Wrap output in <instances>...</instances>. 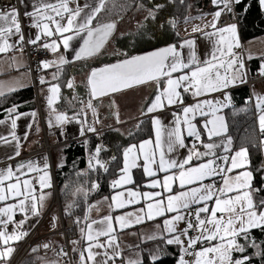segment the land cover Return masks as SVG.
<instances>
[{
	"label": "snow or ice",
	"instance_id": "obj_1",
	"mask_svg": "<svg viewBox=\"0 0 264 264\" xmlns=\"http://www.w3.org/2000/svg\"><path fill=\"white\" fill-rule=\"evenodd\" d=\"M73 3L75 0H56L55 3L35 0L32 11H27L25 5L23 16L30 18L29 28L37 29L35 37L29 35L27 40L22 31L19 9L15 6L0 9V53H22L25 43L36 45L42 37H46L49 40L40 46L58 54L57 61L63 65L71 61L59 52L60 45L67 52L70 41L79 37L82 43L78 49L73 50L72 60L87 59L99 54L115 28L114 23L93 25V20L104 7V0H99L87 12L84 9L89 8L88 4L81 6L76 3L75 7H71ZM239 3L240 0H212L218 10L212 13V21L204 25L212 31L203 32L200 26H193V32L201 31L206 37L216 38L210 58L206 56L200 60L194 50V41L188 39L181 43L179 50L174 45L160 47L144 55L126 56L115 64L91 70L87 77L91 97L87 109L94 116L97 105L92 100L140 85L155 86L154 98L146 99L142 115L173 110L172 119L166 126L160 116H151L154 138L149 137L141 140L138 145L129 144L123 148L120 174L110 181L111 188L120 190L110 198L109 214L99 220H91L85 224V228L80 229L81 238L87 243L79 250L76 247L72 249L73 252L78 251L77 264H116L118 258L121 264H143L139 253L136 259L123 257L116 231L117 227L123 230L146 220L158 221L155 231L146 239H159L165 246H177L175 264H264V240L258 242L253 235L256 229L264 233V197L257 199L254 196V193L264 191V188L253 187L251 171H235L244 169L248 149L241 146L233 150L232 138L223 136L227 131L223 117L217 115L221 108L231 104V95L227 90L237 83L245 82L243 60L233 51L234 47H240L237 25L232 23L218 27L222 12H232L233 4ZM258 3L261 11H264V0H258ZM162 8L163 5L157 3L154 8L145 9V19L155 20L157 11ZM169 23L175 27L173 21ZM13 36L16 39L10 42ZM52 37L58 39H50ZM185 46L190 49L187 59L182 53ZM57 61L45 60L41 64L47 68ZM13 63H16L15 58ZM259 74L264 76V63L261 64ZM66 83L67 87H73L72 80ZM15 90L14 86L7 88L9 93ZM49 91L56 94L59 86L53 85ZM213 93H220L222 99L209 98ZM4 95V85L0 83V97ZM187 97H191L192 102L186 103ZM53 98L49 97V106ZM255 99L261 133L259 143L264 148V96L257 95ZM17 107L13 105L5 109L9 114L6 119L11 120L12 129L17 127L19 116L26 115L17 112ZM30 115L35 117L36 113ZM198 117L201 119L198 120ZM55 119L58 125L72 120L81 123V135L84 134L83 125L87 121H80L79 114L69 117L65 113H58ZM4 123L5 120H0V124ZM87 131L96 132V129L89 125ZM9 134L15 142L14 155L8 156L12 160L14 156L20 155L21 145L15 132ZM0 143L7 144L10 141L0 136ZM102 150L101 145L96 146L89 159V169L95 171L98 167L108 171L106 162L98 158ZM181 150L184 152L181 153ZM111 159L116 160V157L112 156ZM48 169L46 158L42 168L31 160L0 168V202H4L0 206V264H9L15 251L13 244L28 234L22 226L30 216H39L44 208L46 195L42 192L36 195L29 174H36L41 189L50 188ZM133 169H142L143 176L148 178L144 184L148 190L125 187L134 183ZM97 188L98 184L92 182L91 189ZM77 193L87 197L83 188H78L74 195ZM103 199L109 200L107 196ZM98 204L86 205L85 221H89V213L93 208L99 211ZM129 205L140 207L112 215L113 211ZM72 207V204L67 205L65 212L69 213ZM17 212L23 216L18 221L14 219ZM79 222L80 218L77 217L76 223ZM9 224L12 225L10 232ZM97 224L99 227L94 229L93 225ZM100 237L105 240L101 242ZM71 243L75 246L80 241L72 240ZM43 247L47 249L49 245L44 244ZM249 248L252 249L251 253L248 252ZM32 251L37 249L33 248ZM162 252L159 246L155 252H150L153 264L162 258ZM58 255L66 256L67 253L61 249Z\"/></svg>",
	"mask_w": 264,
	"mask_h": 264
},
{
	"label": "crops",
	"instance_id": "obj_2",
	"mask_svg": "<svg viewBox=\"0 0 264 264\" xmlns=\"http://www.w3.org/2000/svg\"><path fill=\"white\" fill-rule=\"evenodd\" d=\"M105 1L106 0H104V4ZM33 2H35V0H24V3H21V0H18L21 17H22V23H23L22 31L25 36V40H27L29 35H31L32 38H34L37 31V29L35 28H29L28 25L30 23V18H25L23 16L24 11L26 10L25 5H27V11H32ZM49 2L55 3L56 0H49ZM98 2L99 0H75V3L71 4L70 6L75 7L76 3H78L81 6H83L84 4H88L89 8L84 9V11L87 12L90 10L91 7H95V5ZM211 8L213 9L206 13H214L215 11H217L216 8L212 6ZM200 15L201 14H196L194 16L187 18V22L186 20H184L183 22L179 23L177 30L181 39L169 45H174L179 50L180 45L183 41L192 39L194 41V50L197 57L200 60H203L206 56L210 58V53L213 48L214 40L216 38L215 37L209 38L203 34V32L212 31L211 28L204 27L205 24L210 23L212 20L202 19ZM101 24H105V23H101ZM194 25L200 26L203 29V32L201 31L193 32L192 28ZM115 31H117V29L114 28L109 39H111ZM237 34H238L240 47H234L233 51L243 60L245 66L243 69L245 73L244 79L246 80V77H252L253 75L260 72V71H255L253 74H249L248 62L250 60L264 57V36H259L256 38L243 41L241 40L238 27H237ZM65 35H69V33H65ZM15 39L16 37L14 36L11 37L10 42L14 41ZM50 39H58V38L52 37ZM109 39L107 40V42L109 41ZM48 40L49 38L42 37L41 41L39 42L44 43ZM81 43L82 40L79 37H74V39L70 41V48L67 52H64L63 45L62 44L60 45L59 52L64 54L71 61L63 65H60L57 61L58 54H54L48 50L51 53V58L49 61H57V63H53L47 68H44L41 65L44 75L43 78L44 82L40 87L41 89L40 93H38L39 107L35 99L21 104L20 106L23 108V110L17 112L24 113L26 115L19 116V118L17 119V127L15 129L11 128V120L6 119L7 116L0 119V120H5L4 124H0V136H5L10 141V143L7 144L0 143V168H3L9 164L15 166V164L19 162L28 161V160L33 161L35 164H37L42 168L46 158L47 163L49 164L48 171L51 177V187L50 188L46 187L44 189H41L36 174L35 173L29 174V177L32 178V182L35 185L36 195L39 196L42 192L46 195V200H45L44 208L40 211V215L30 216L28 221H26V223L22 226L23 230H26L28 234L24 236L21 240L13 244L15 251L12 253L10 257L9 264L19 252L25 240L28 237H30L32 233H34L32 237V241L34 242L37 240L38 241L31 247L29 252H27L23 256L20 263L23 262V264H52V262H55V264H66L64 261V256L57 254L58 251L64 248V239L63 236L58 233L61 225L60 214L62 213H61L60 204L58 207L57 204H55L54 202V186H53L55 182L54 170L60 168L64 164V157L61 152L63 146L72 143L74 141L85 140L89 136H95L98 138L101 135H103L102 133L124 134L125 130L122 128L125 126L127 127L130 123H133L134 127L129 132H131L133 129H137L138 125L144 124L150 128L149 129L150 136L144 139H148L149 137L154 138V133L152 131V125L150 119L151 116L153 115L160 116L162 118V123L165 126L168 125L172 119L171 111L173 109H167L165 111L157 112V113H148L146 115L141 114L142 109L145 108L146 99L150 100L151 98H154V94H155L154 85L134 86L132 88L122 89L119 92L109 93L108 95L98 97L92 100V103L94 105H97L96 114L94 116L92 111L87 109V104L91 98L90 91L87 85V77L90 75L91 70L93 68H101L108 64H115L119 60L124 59L126 57L105 62L106 60L104 54L105 53L110 54L114 52L111 45H109L110 43L108 44L105 43L106 46L104 45V47L101 49L99 54L87 59L72 60V57L74 55L73 50L78 49ZM25 44L22 53L20 51H9L6 54L0 53V83H3L4 85L5 95L31 88V76L27 69ZM169 45L163 47H167ZM189 51L190 49L188 48V46H185L182 49V53L185 59H187ZM145 53L138 55H144ZM13 58H15L16 63H13ZM65 67H68V78L66 82L68 80H72L73 81L72 88L67 87L66 82L61 83L57 81L58 76L61 72L60 70ZM243 84L244 83H237L236 85L230 87L227 90L231 95V104L228 105L227 107L221 108L220 111L217 113V115L223 117V123L227 129V131L223 133L224 137H227L229 132V121L227 119L228 116L226 110L229 107H231V105H233V103L235 102L232 93L235 90L244 87ZM53 85L59 86V92L56 94H53L52 92L49 91L50 87ZM9 86H14L16 90L9 93L7 91V88ZM248 92H249V96H251L252 98L255 110H257L255 107L256 105L255 96L257 95L264 96V81L252 84ZM49 97H54L51 106L48 105ZM212 97L222 99L220 93H213L209 96V98ZM188 102H192L191 97L186 98V103ZM53 109H55V111H53ZM81 109H83V111H81ZM32 112L36 113L35 117L30 115V113ZM39 112L43 116V125L47 133L48 141L54 147L50 153V156L46 155L45 153L38 152V142L42 134ZM58 113H65L69 117H73L74 115L79 114L80 121L82 122L87 121V123L83 125L84 134L81 135V126H82L81 123H77L75 120H72L71 122L68 123H64L62 125H58L55 119ZM197 119L200 120L201 118L198 117ZM96 120H99V123H96ZM49 122H51L52 125L51 128L49 127ZM89 125L95 127L96 132H88L87 127ZM258 125H259V121H258ZM10 132H15V135L19 138V143L21 145L20 155L14 156V159L12 160H9L8 156L14 155L15 142L12 141V137L9 134ZM140 141L132 142L129 144L138 145ZM257 142H258V134H257ZM237 149H239V147H235L233 144V150H237ZM183 152L184 150H181V153ZM262 156H263L262 163L264 166L263 148H262ZM122 160H123V156L121 155L120 168L122 167ZM249 164L250 162L248 157L244 169H237L235 171L249 170L252 172L253 180H254V173L250 169ZM119 169L117 175L113 179L118 178L120 174ZM132 171H133L134 183L130 185H126L125 187L132 188L133 190L139 188L140 191L148 190L144 187V184L146 183L148 178L143 176L142 169H133ZM252 185H253V181H252ZM119 190L120 189L110 188V194L108 196L109 200L105 201L103 199L99 202L98 204L99 211H97L95 208H93L90 211L89 213L90 219L89 221H87V223L93 219L99 220L102 216L109 214L108 205L110 198L116 191ZM8 202H12V201H8ZM3 203L4 202H0V206H3ZM138 207H140V205H129L124 209L113 211L112 215L115 216L117 214H122L123 212L126 211H134ZM54 217L55 220L53 219ZM22 218H23L22 214L18 212L14 216V219L17 221ZM157 222H158L157 220H153V221L146 220L141 224L133 225L132 227L125 228L123 230H120L117 227L116 235L118 236V243L120 245V248L122 250V255L124 258L136 259L137 253H139V258L141 260H143V258L145 257L149 261H151L150 252H155L158 246L161 249L163 247L166 248L171 247L173 249L178 250L177 246L175 245L165 246L163 242L159 239L157 240L146 239L148 235L152 234L155 231V224ZM98 227H99L98 224L93 225L94 229ZM181 227H183L182 224ZM11 230H12V225L9 224L8 231L10 232ZM99 240L103 242L105 238L100 237ZM86 243H87L86 240L83 239L82 248L86 246ZM44 244H48L49 247L45 249L43 247ZM33 248H36L37 251L33 252L32 251ZM94 251H102V250L94 249ZM77 262L78 260L76 261V264ZM116 264H121L120 258L117 259Z\"/></svg>",
	"mask_w": 264,
	"mask_h": 264
},
{
	"label": "trees",
	"instance_id": "obj_3",
	"mask_svg": "<svg viewBox=\"0 0 264 264\" xmlns=\"http://www.w3.org/2000/svg\"><path fill=\"white\" fill-rule=\"evenodd\" d=\"M137 1L139 0H106L103 9L97 15L93 24L114 23L117 25V22L123 20V17L127 16L135 5L139 3ZM141 1L144 3V0ZM147 3L148 5L145 8H154L157 3L162 4L163 8L157 11L155 20L151 18L145 19L142 23L144 27L139 26L134 31H115L111 39L106 43H110L114 52L104 54L105 62L142 54L177 42L181 39L177 30L179 23L186 20V18L196 14H203L213 9L210 6V0H148ZM246 7L247 10L245 11ZM236 8L239 15L238 29L241 40L245 41L264 36V11L259 8L258 0H241L236 5ZM169 21H173L175 27ZM153 36L155 39H149V37ZM262 63H264V57L250 60L248 62L249 74L260 71ZM60 71L57 81L64 83L68 78V67ZM232 95L235 102L226 110L229 121L227 137L232 138L235 147H247L249 167L254 173L253 187L264 188L261 154L256 146L257 130L248 103V89L246 87L239 88ZM34 99L35 95L32 88L0 97V119L9 115L5 112V109L16 105L18 106L17 111H22L23 108L20 105ZM149 129L147 125L140 124L137 129H133L127 135L106 133L102 137H98L100 141L95 136H89L85 140L74 141L63 146L61 152L64 157V164L54 170V178L62 218L72 221V228L66 232L71 264H76L79 258L78 251L73 252L72 249L76 247L79 250L83 246L80 229L84 228L87 223L83 219L86 205H95L103 200L105 196H109L110 181L117 175L120 168L123 148L129 143L138 142L150 136ZM85 141H87V144H85ZM97 145L103 146L98 158L106 162L107 172L98 167L93 171L88 167L90 156L95 152ZM112 156H115L116 160H112ZM79 174H84V177L76 179V175ZM85 182H87L86 189L91 191L92 194L86 198L72 199L75 186L82 185L84 187ZM92 182L98 184L97 189H91ZM254 196L257 199L264 197V191L254 193ZM69 204H72L73 207L69 210V213H66L65 208ZM77 217L80 218L79 224L76 223ZM253 235L258 242L264 240V233L259 230L253 231ZM72 240H78L80 243L74 246L71 243ZM162 249V258L156 264H175L178 250L171 247H163ZM248 252L251 253L252 249L249 248ZM142 262L143 264H153L145 257ZM20 264H23V262Z\"/></svg>",
	"mask_w": 264,
	"mask_h": 264
},
{
	"label": "built area",
	"instance_id": "obj_4",
	"mask_svg": "<svg viewBox=\"0 0 264 264\" xmlns=\"http://www.w3.org/2000/svg\"><path fill=\"white\" fill-rule=\"evenodd\" d=\"M210 5L218 10L217 6L212 4V0H210ZM236 5L237 4H233L232 12H228L227 10L222 12V14L219 18L218 27H223L225 25L232 24V23H235L238 27L239 15L237 12ZM6 6H15L20 11V6L18 3V0H0V9H3ZM20 22H21V27L23 28L21 16H20ZM42 44H43L42 42H38L36 45H32V46L28 45L27 43L25 44V55L27 58V69H28L30 76H31V88L34 92L35 100L37 102L38 107H39L38 90L40 89V87L43 84V83H41V78H44L43 70L41 67V65H42L41 61H45V60L49 61L51 58V53L47 49H44L40 46ZM262 81H264V76H261L259 73H257L255 75H253L252 77H246V80H245L243 85L249 91L252 84L259 83ZM248 103H249V106H250L252 114H253L252 117H253V121H254V124H255V127L257 130V134H258V142H257L256 146L259 149L260 154H261V168L263 170V178H264V166L262 163V159H263L262 147L259 143V141L261 139V133L259 131V125H258L259 114H258L257 110H255V108H254L251 96L248 97ZM39 115H40V120H41L42 134H41V138L39 139V142H38V152L45 153L46 155L50 156V153L54 147L48 141L47 133H46L44 125H43V116L40 112H39ZM53 186H54V202L57 204V202H58L57 189H56L55 184H53ZM60 222H61V225H60V229H59L58 233L63 236L64 248L62 250H63V252L67 253L66 256L63 255L64 261L66 264H71V256H70L69 246H68L67 239H66V232H67V230L72 228V221L70 219H63L62 215H60ZM33 234L34 233H32V235H30V237H28L25 240V242L23 243L19 252L13 258V260L11 261L10 264H19L21 259L23 258V256L27 252H29L31 247L38 241V240L35 242L32 241ZM60 252H61V250L58 251V253H60Z\"/></svg>",
	"mask_w": 264,
	"mask_h": 264
},
{
	"label": "rangeland",
	"instance_id": "obj_5",
	"mask_svg": "<svg viewBox=\"0 0 264 264\" xmlns=\"http://www.w3.org/2000/svg\"><path fill=\"white\" fill-rule=\"evenodd\" d=\"M147 1L148 0H144V3L141 0L137 1L139 3L137 5H135V7L132 9V11L127 16H124L123 20H121L120 22H117V25L114 24L115 29H117L118 32L122 31V30L134 31L137 27H139L143 23L146 15H147L146 10H144V8L148 5ZM141 5L143 7H140ZM145 9H147V8H145ZM200 16L202 17V19H206V20H212L213 19L212 13H204V14H201ZM40 91H41V89L38 90V93H40ZM133 127H134L133 123H130L127 127L126 126L123 127L122 129L125 130L124 134L127 135V133H129V131ZM102 134L104 135V133H102ZM103 135H101L100 137H102ZM263 153H264V148H263ZM83 175L84 174L76 175L75 178L79 179V177H84ZM86 185H87V182H85L84 187L82 185L75 186V188H74L75 192L74 193H76V190L78 188H83L87 192V196L91 195L92 193H91V191L86 189ZM74 193L72 194V199H74V200L79 198V197H85L82 193H77L76 195H74Z\"/></svg>",
	"mask_w": 264,
	"mask_h": 264
},
{
	"label": "water",
	"instance_id": "obj_6",
	"mask_svg": "<svg viewBox=\"0 0 264 264\" xmlns=\"http://www.w3.org/2000/svg\"><path fill=\"white\" fill-rule=\"evenodd\" d=\"M54 184H55V182H54ZM56 186V185H55ZM56 204V203H55ZM57 206L59 207V199H58V202H57ZM61 215V214H60Z\"/></svg>",
	"mask_w": 264,
	"mask_h": 264
},
{
	"label": "bare ground",
	"instance_id": "obj_7",
	"mask_svg": "<svg viewBox=\"0 0 264 264\" xmlns=\"http://www.w3.org/2000/svg\"><path fill=\"white\" fill-rule=\"evenodd\" d=\"M58 194V193H57Z\"/></svg>",
	"mask_w": 264,
	"mask_h": 264
}]
</instances>
